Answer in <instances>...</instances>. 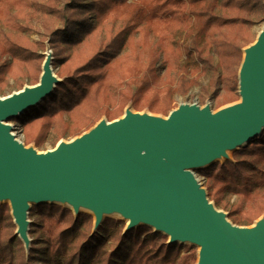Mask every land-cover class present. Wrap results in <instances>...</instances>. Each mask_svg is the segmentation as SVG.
<instances>
[{"label": "trees", "instance_id": "trees-1", "mask_svg": "<svg viewBox=\"0 0 264 264\" xmlns=\"http://www.w3.org/2000/svg\"><path fill=\"white\" fill-rule=\"evenodd\" d=\"M260 24L264 0H0V95L39 82L47 41L63 80L9 119L22 127L25 145L55 147L102 117L118 119L128 105L166 117L193 87L200 104L220 92V103H231L240 98L239 67ZM232 154L198 174L214 206L232 224L250 226L264 215V130ZM28 220L26 248L9 203H0V264L198 260L195 247L170 243L151 227L125 229L105 218L95 228L92 215L58 203L32 205Z\"/></svg>", "mask_w": 264, "mask_h": 264}, {"label": "water", "instance_id": "water-1", "mask_svg": "<svg viewBox=\"0 0 264 264\" xmlns=\"http://www.w3.org/2000/svg\"><path fill=\"white\" fill-rule=\"evenodd\" d=\"M47 54L39 82L0 99V200H7L16 235L28 248L31 205L68 203L123 214L170 243L199 247L196 264H264V223L240 227L213 206L190 170L211 165L264 130V27L244 49L238 71L240 103L212 113L181 104L164 118L126 112L100 120L69 144L42 154L17 141L4 122L48 96L58 83Z\"/></svg>", "mask_w": 264, "mask_h": 264}, {"label": "rangeland", "instance_id": "rangeland-1", "mask_svg": "<svg viewBox=\"0 0 264 264\" xmlns=\"http://www.w3.org/2000/svg\"><path fill=\"white\" fill-rule=\"evenodd\" d=\"M263 27H264V24H260V25H256L255 27L252 28V33H253V36H254V42L257 39V37H258L259 33L261 32V30H262ZM32 39L38 40V36L36 34H33L32 35ZM45 46H46L45 47V50L43 52H40V53L43 54L44 59H45V57H46L47 54H49L52 57V51L49 49L47 41L45 42ZM43 62H44V60H43ZM51 62H52V60H51ZM50 68H51L52 75L56 78L57 82H60L61 80H63L62 78H59L58 75H57L58 66H53L51 64ZM41 70H42V66H41ZM160 73H161V71H160ZM10 83H12V82H10ZM25 87H30V85H26ZM8 89L9 88H6L5 91H7V92L4 93V94H2V95H0V99L6 98V97H8V96H10V95H12L14 93H17V91H15V90L12 91V92H9ZM221 94H222V92H220L218 94V96H216V97L212 96V97L206 99L204 103L200 104L198 102V100H197V97H198V87H193V88H191V90L188 92V94L186 96H184V97L176 96V99H175L176 100V108L179 105H181V104L197 105L200 108H203L204 106H208L210 108V110L212 111V113H216L219 110H222V109H225V108H227L229 106H232V105H235V104L240 103V98H239V100L233 101L231 103L221 104L220 103V100L222 99ZM126 112H132L133 113L135 111L131 108L130 105H128L127 107H125L123 114L126 113ZM139 113L147 114V115L152 114V113H149L147 110H144V111L139 112ZM152 115H154V114H152ZM155 116H157L159 118H162V119L165 118L162 115H155ZM100 120H106V121H108L105 117H102ZM4 123L6 125H8V126L11 127V133L13 134L14 138L17 141H19L22 144H24V146L26 148H31V149L35 150L36 153H38V154H42V153H45V152H48V151H52V150L56 149V147L59 146L60 144H69V143L73 142L78 137V136H76V137H65V138H62V139H60L58 141V143H57V145L55 147H52L50 142H46L45 143V146L40 147V148H36L33 144L25 145L22 127L19 124L15 123V122H13V121H11L9 119L6 120ZM234 151H227V152H225V154L223 156H219L214 162H220V163H222L224 161H232V157H233L232 156L233 155L232 153ZM206 167H208V165L207 166H202V167H199V168L191 169L190 172L194 176V178L196 179L197 183L200 184V186L204 189L205 193L207 194L206 188L204 187L205 179L198 174V171L203 170ZM234 199L235 198L232 197L231 202H233ZM7 202H8L7 200H2V201L0 200V203H7ZM209 202L214 206V204H213L212 201L209 200ZM60 205H62L64 207L72 208L71 205L68 204V203H62V204L60 203ZM215 208L218 211L224 213L226 215V218H227V212H225L222 209H219L217 207H215ZM79 212L88 213V214H90V215L93 216L92 208L89 207V206H87V205L80 206L79 207ZM102 218L103 219H105V218H111V219H115V220H118V221H122L124 223V225H125V229L128 227V220H127V218L123 214H121L120 212H118L117 210L105 208L103 210ZM28 221H29V224H30L31 221L30 220H28ZM227 221L231 223V221L228 218H227ZM258 223H264V215L260 216L252 225H250V226H240V227L252 228V227H255ZM185 244L186 245H191V246L195 247L197 251L199 250V247L196 246V245H193L191 243H185ZM36 264H40V263L37 262Z\"/></svg>", "mask_w": 264, "mask_h": 264}, {"label": "bare ground", "instance_id": "bare-ground-1", "mask_svg": "<svg viewBox=\"0 0 264 264\" xmlns=\"http://www.w3.org/2000/svg\"><path fill=\"white\" fill-rule=\"evenodd\" d=\"M13 135V134H12Z\"/></svg>", "mask_w": 264, "mask_h": 264}]
</instances>
